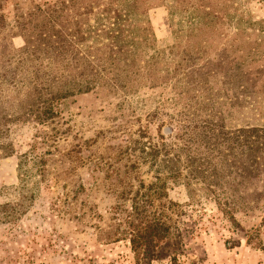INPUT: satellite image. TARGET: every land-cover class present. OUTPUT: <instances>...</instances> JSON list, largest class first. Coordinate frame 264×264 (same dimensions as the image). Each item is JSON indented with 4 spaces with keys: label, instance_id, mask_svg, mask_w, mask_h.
Masks as SVG:
<instances>
[{
    "label": "trees",
    "instance_id": "1",
    "mask_svg": "<svg viewBox=\"0 0 264 264\" xmlns=\"http://www.w3.org/2000/svg\"><path fill=\"white\" fill-rule=\"evenodd\" d=\"M157 8L166 10L169 22L171 43L164 46H158L148 19ZM260 13L264 0H44L25 11L17 7L13 27L22 46L9 51L0 39V136L7 122L51 126L40 143L55 150L63 133L55 119L65 100L97 89L123 99L171 83L174 97L168 101L179 107L155 141H143V131L140 139L121 140L122 154H138L126 168L146 163L154 182L140 181L131 190L119 180L117 202L109 208L116 226L105 233L104 244L125 240L133 264H149L172 229L164 204L153 207L167 181L181 180L189 196L198 191L216 206H234L247 198L241 191H254L264 178ZM9 152L0 144L2 156ZM47 154L29 150L18 156L19 198L0 206V222L14 225L24 214L25 202L46 179ZM254 194L253 203L264 197V191ZM13 229L26 234L13 226V238ZM51 232L32 237L47 238L52 246ZM260 250L264 259L263 245Z\"/></svg>",
    "mask_w": 264,
    "mask_h": 264
},
{
    "label": "rangeland",
    "instance_id": "2",
    "mask_svg": "<svg viewBox=\"0 0 264 264\" xmlns=\"http://www.w3.org/2000/svg\"><path fill=\"white\" fill-rule=\"evenodd\" d=\"M42 1L0 0V39H5L9 51L23 44L13 27L15 9L25 11ZM148 19L158 46L170 44L166 10H151ZM173 97L169 83L141 88L123 99L102 89L69 98L59 106L55 119V127L63 132L55 150L40 143L51 126L7 122L0 136V144L10 146L8 156L0 154V206L19 198L15 190L18 156L29 150H50L51 154L44 156L46 179L39 182L31 202H25L24 214L14 225L0 222V264H133L127 241L104 244L105 233L116 226L109 208L117 202L121 180L134 190L138 182L147 185L154 179L146 163L126 168L138 154H122L121 140L140 139L137 133L143 131V141H155L158 128L178 110L179 105L168 101ZM260 179L256 193L264 191V178ZM163 190L165 194L153 200V207L164 204L172 229L149 264H264L260 250L264 246V197L253 203L256 194L248 188L241 191L247 197L244 201L216 206L201 192L187 195L181 180L167 181ZM50 206L58 213L50 212ZM13 226L26 234L13 229L16 237H11L8 230ZM50 232L52 246L47 245V238L32 237Z\"/></svg>",
    "mask_w": 264,
    "mask_h": 264
}]
</instances>
